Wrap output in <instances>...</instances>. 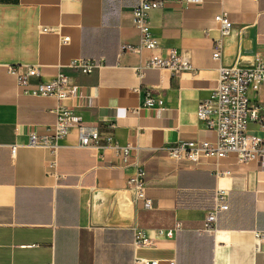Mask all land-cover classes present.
Returning a JSON list of instances; mask_svg holds the SVG:
<instances>
[{"label":"crops","instance_id":"0c3cea01","mask_svg":"<svg viewBox=\"0 0 264 264\" xmlns=\"http://www.w3.org/2000/svg\"><path fill=\"white\" fill-rule=\"evenodd\" d=\"M141 1L0 0V264H133L135 257L159 264H264V237L257 238L264 234L261 163L233 155L181 162L168 156L182 142H216L197 118L198 105L210 98L221 66L248 68L264 58V0L190 6L167 0L149 14L159 46L123 51L140 43L132 16ZM218 15L233 23L219 62L213 60ZM173 51L190 61V70L173 76L146 66ZM74 59L101 66L83 75L67 67ZM9 66H38L46 81L65 72L88 99L62 104L133 146L128 159L81 147L76 132L60 142L56 156L30 146L31 133L47 135L55 124L59 102L24 95ZM149 92L164 107L147 108ZM248 96L264 114V86ZM248 131L260 134L255 124ZM135 162L151 208L128 184ZM217 189L227 192L228 210L218 215L216 232L206 233ZM177 224L172 239L156 240L159 230ZM137 232L156 246L135 249Z\"/></svg>","mask_w":264,"mask_h":264},{"label":"built area","instance_id":"2783aa9c","mask_svg":"<svg viewBox=\"0 0 264 264\" xmlns=\"http://www.w3.org/2000/svg\"><path fill=\"white\" fill-rule=\"evenodd\" d=\"M181 6L197 5L201 0H172ZM167 0H142L133 11L132 22L139 30L140 43L137 46L124 45L123 51H138L142 49L154 50L159 46L154 37L149 20V14ZM258 2V0H255ZM215 21L220 26V38L216 41L213 50V60L221 61L223 51V39L233 31V23L226 15H218ZM69 38L63 42L68 43ZM101 64L84 59H74L67 66L83 75H91ZM149 68H159L169 71L173 76L191 69L190 61L179 56L176 52H170L167 57H155L147 65ZM8 71L16 78L17 86L23 89L24 95L31 97L52 96L59 105L54 110L56 114L55 124L49 128L47 135L31 133L29 145L33 147H46L53 156H56L60 148V142L70 133L76 132L79 144L88 149L111 150L128 159L133 146H122L117 142L113 134L102 133L97 126L84 122L72 109L64 106L62 102L68 98H77L85 102L88 97L81 88L74 86L65 72L46 81L38 66H9ZM139 73L141 70L138 69ZM36 82L35 86H32ZM264 86V58H259L256 63L248 68H236L221 66L218 70V78L213 92L207 100L198 105L196 115L205 123L208 130L215 133L216 142L187 141L168 148V156L175 162L198 161L202 158L222 159L230 155L235 156L239 162L258 161L264 168V114L259 105L253 103L248 94L259 92ZM164 100L147 93L145 106L147 108H162ZM250 124L259 127L260 134L254 135L248 131ZM17 147H12L15 154ZM135 174L129 179L128 184L133 189L135 197L147 208L152 207V201L147 197V187L142 166L133 164ZM227 192L217 189L214 195L213 209L207 214L203 232H216L218 215L228 210ZM177 224L171 230H159L156 240L172 239L180 230ZM264 234H257L261 239ZM156 240L146 237L143 232H137L135 236V249L154 248ZM133 264H159L158 260H148L135 257ZM171 264H175L171 261Z\"/></svg>","mask_w":264,"mask_h":264}]
</instances>
